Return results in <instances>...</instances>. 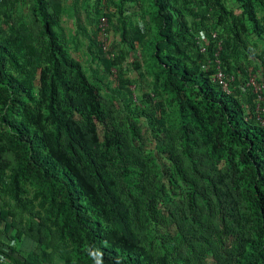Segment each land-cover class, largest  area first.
<instances>
[{"label": "trees", "instance_id": "1", "mask_svg": "<svg viewBox=\"0 0 264 264\" xmlns=\"http://www.w3.org/2000/svg\"><path fill=\"white\" fill-rule=\"evenodd\" d=\"M25 1L0 0V192L39 221L20 229L13 212L0 209L5 238L0 258L11 264H192L182 256L183 247L196 264H264V115L257 116L252 105V116L246 114L249 100L243 101L242 93L254 97L246 84L243 91L231 85L227 94L212 81L216 42L209 41L205 53L196 43L200 31L217 32L226 76L239 45L248 50L247 39L260 43L264 55V23L257 15V9L264 14V0H117L120 41L141 46L154 86L175 114L178 153L162 154L184 188L173 175L171 189L174 195L185 190L192 223L199 230L212 228L214 237L215 246L208 243L202 255L191 243L174 248L164 242L161 256L150 253L143 235L156 231L154 203L158 195L166 203L165 181L161 194L147 192L141 198L145 186L131 178L123 133L108 124L99 88L66 49L61 0H29L37 30L17 11ZM128 11L141 25L127 29L123 16ZM99 15L110 19L106 12ZM98 60L108 68L120 62ZM118 78L119 89L130 92L125 74L118 72ZM93 81L103 83L101 77ZM129 113L134 122L165 125L163 113ZM129 128L136 137L135 125ZM220 165L224 171L215 175ZM30 189L48 224L33 212ZM197 200L200 209L214 207L215 220L206 224L196 217ZM171 216L186 240L187 217Z\"/></svg>", "mask_w": 264, "mask_h": 264}, {"label": "rangeland", "instance_id": "2", "mask_svg": "<svg viewBox=\"0 0 264 264\" xmlns=\"http://www.w3.org/2000/svg\"><path fill=\"white\" fill-rule=\"evenodd\" d=\"M74 1L75 0H61L63 11L60 15V25L65 35L64 42L66 49L71 58L80 63L87 76H89L91 81L99 88L102 107L107 115L108 124L123 133L131 160V178L133 180H138L139 184L145 186L141 198H144L147 192L161 194L159 192V189H161V182L165 181L164 193H167L166 203L159 198L160 195L155 198L154 204L158 209L157 218L159 221L157 222L155 232L143 235V241L146 243L145 245H148L150 253L161 256L164 254L162 248L164 242L171 243L174 248L180 246L181 243H191L197 250V253L202 255L208 243H213L215 246L214 237L210 234L212 228H209V232L205 231V229L199 230L198 227L192 223L184 200L185 190L176 189L174 192L177 195H174L169 184V177L174 175L173 168L166 159V156L162 154V152L169 149L172 150L173 153H178L179 141L176 129L177 122L172 107L166 103V97L161 95L154 86L153 76L149 72L148 66L144 61L141 46L131 48L130 46L122 44L120 41L118 30L122 23L116 5L117 0H77L75 4ZM17 11L24 16L33 30L38 29V25L33 22L30 15L29 0H26L22 5H17ZM101 11L106 12L110 16L104 50L102 49V36L98 30V20L101 17L99 12ZM198 11L199 13L202 12V10L199 9ZM257 15L264 23V14L259 9H257ZM123 18L126 20L127 29L136 23L141 25L139 17L133 15L132 11L126 12ZM208 24L213 28V21H209ZM217 31L219 34V30ZM245 43L248 50H244L241 44L239 45L237 57L233 59L234 69L231 75H227V77L231 83L233 82L232 89L236 91L238 90L236 88L239 87L243 91L242 88L246 84L249 76L256 77L264 90L263 47L253 38L247 39ZM99 48L102 50L103 54L98 52ZM92 54L97 59L92 58ZM102 56L109 60L120 58L118 67L108 68L104 66L98 60V57ZM92 71H98L96 77H101L103 83L98 84L93 81L96 77H92ZM118 72H123V74H125L126 79L129 81L130 92L119 89ZM233 80H236L237 84H234ZM241 90L239 89L240 93H242ZM250 93L252 94L251 91ZM241 99L243 101L248 99L250 102V104L249 102H244L245 112L248 116H252L250 106L252 105L255 107V113H260L262 115L261 117H263L264 109L262 106H260V111H256L258 102L255 96L252 97L246 92L242 93ZM259 103L260 105L264 104V95ZM129 111H134L136 113L142 112L145 114L152 113L157 117L161 116L163 113L162 116L164 117L165 125L159 127L148 119L134 122ZM261 120L262 125H264L262 118ZM131 124H134L136 127V137L133 136L129 128ZM156 129H161L162 132L157 134ZM156 134L158 137H156ZM9 160L12 164L11 158H9ZM154 162L158 167L154 165ZM209 162L210 161L206 158L205 163L208 164ZM182 165L187 168L188 162L182 159ZM161 166L169 167L166 169L165 167L161 168ZM223 171L224 167L220 165L214 171V174L216 175L218 172ZM187 176L189 178H194L193 173L190 171H187ZM175 177L179 185L184 188L179 178L177 176ZM32 197L33 190L30 189L29 200L34 204L32 208L33 212L41 213L44 222L48 224V216H46L45 209L40 208L37 205L38 200H34ZM208 199L211 200L213 198L209 195ZM199 204L197 200L196 217H200L206 224L211 220H215L214 217L217 215V212L214 207L212 206L213 208H211V210L200 209L198 208ZM0 209H10L14 215V223L16 226H19L18 228L20 229H23L24 225L27 223L35 226L39 221L35 220L28 212L22 211L7 194L1 192ZM171 212H177L178 215L187 217L189 225L185 226L183 229L184 233H186V240L180 237L181 230L174 225ZM19 221H22V224H19ZM28 244L30 246L31 242L29 241ZM231 247H234L233 243H231ZM190 252L191 251L187 248H181L182 256L192 264H196L195 257L193 256L194 254ZM211 262V260L204 261L205 264H210ZM169 264H171V261H169ZM172 264L175 263L172 262ZM177 264H186V262L178 261Z\"/></svg>", "mask_w": 264, "mask_h": 264}, {"label": "built area", "instance_id": "3", "mask_svg": "<svg viewBox=\"0 0 264 264\" xmlns=\"http://www.w3.org/2000/svg\"><path fill=\"white\" fill-rule=\"evenodd\" d=\"M107 27H108V20L105 16H101L98 20V30L101 34L102 39V49H105V41H106V35H107ZM209 41L216 42L217 51L214 54L212 64L214 67V74L212 76V81L217 84V86L225 93L230 94L231 93V85L229 78L225 75L223 69L221 60L219 58V51L221 50V41L218 40V35L216 31H210L209 33L205 31H200L198 35L196 36V43L199 47V50L201 53H205L207 49V45ZM246 87L252 92V94L255 96L258 104L256 111H260V101L262 99V96L264 95L263 86L258 82L256 77L249 76ZM3 259L0 258V262H2Z\"/></svg>", "mask_w": 264, "mask_h": 264}, {"label": "crops", "instance_id": "4", "mask_svg": "<svg viewBox=\"0 0 264 264\" xmlns=\"http://www.w3.org/2000/svg\"><path fill=\"white\" fill-rule=\"evenodd\" d=\"M1 240H4V242H5V238H4V237H2V236L0 235V241H1ZM4 250H5V249H4ZM0 264H11V263H10V262H8V261L6 262V261H5V258H3V261H2V262H0Z\"/></svg>", "mask_w": 264, "mask_h": 264}]
</instances>
